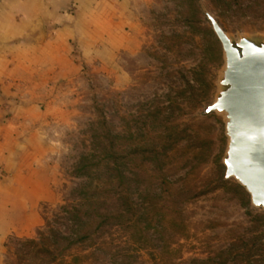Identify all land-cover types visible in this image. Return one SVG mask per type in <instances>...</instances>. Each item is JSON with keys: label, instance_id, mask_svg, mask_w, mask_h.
Segmentation results:
<instances>
[{"label": "rangeland", "instance_id": "rangeland-1", "mask_svg": "<svg viewBox=\"0 0 264 264\" xmlns=\"http://www.w3.org/2000/svg\"><path fill=\"white\" fill-rule=\"evenodd\" d=\"M129 2L128 82L87 72L58 89L57 201L30 238L7 240L2 264H264V208L226 178L228 119L208 112L226 69L212 21L234 44H264V0Z\"/></svg>", "mask_w": 264, "mask_h": 264}, {"label": "crops", "instance_id": "crops-1", "mask_svg": "<svg viewBox=\"0 0 264 264\" xmlns=\"http://www.w3.org/2000/svg\"><path fill=\"white\" fill-rule=\"evenodd\" d=\"M136 27L129 0H0V264L57 201L46 120L58 89L87 72L126 84Z\"/></svg>", "mask_w": 264, "mask_h": 264}, {"label": "water", "instance_id": "water-1", "mask_svg": "<svg viewBox=\"0 0 264 264\" xmlns=\"http://www.w3.org/2000/svg\"><path fill=\"white\" fill-rule=\"evenodd\" d=\"M225 55L224 91L208 112L225 113L230 139L226 178H235L264 208V44H234L212 21Z\"/></svg>", "mask_w": 264, "mask_h": 264}, {"label": "trees", "instance_id": "trees-1", "mask_svg": "<svg viewBox=\"0 0 264 264\" xmlns=\"http://www.w3.org/2000/svg\"><path fill=\"white\" fill-rule=\"evenodd\" d=\"M124 218V217H123ZM27 242V248H29V250L31 249H35L37 254H43V255H47L50 258V261L52 263H56L58 261V256L57 253L49 248H41L37 242H35L34 240H25Z\"/></svg>", "mask_w": 264, "mask_h": 264}]
</instances>
